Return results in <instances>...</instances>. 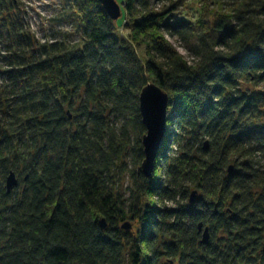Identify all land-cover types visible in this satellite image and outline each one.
Masks as SVG:
<instances>
[{
	"label": "trees",
	"instance_id": "1",
	"mask_svg": "<svg viewBox=\"0 0 264 264\" xmlns=\"http://www.w3.org/2000/svg\"><path fill=\"white\" fill-rule=\"evenodd\" d=\"M154 1L119 0L127 38L87 0L81 42L40 44L0 0V264H264V93L240 86L264 80V0L193 15ZM149 83L168 95L167 133L123 201L112 171L131 149L143 161Z\"/></svg>",
	"mask_w": 264,
	"mask_h": 264
},
{
	"label": "rangeland",
	"instance_id": "2",
	"mask_svg": "<svg viewBox=\"0 0 264 264\" xmlns=\"http://www.w3.org/2000/svg\"><path fill=\"white\" fill-rule=\"evenodd\" d=\"M17 12L25 24L31 30L34 40L41 43L63 42L67 44H77L81 42L84 28L81 16L86 12L87 0H16ZM97 1V0H96ZM119 5V0H115ZM154 1V0H153ZM207 0H156L152 5L154 11L160 10L163 6L176 5V10L182 14L193 15L205 5ZM98 4V1H97ZM213 7V5H209ZM206 8V5L204 6ZM123 11V7L121 6ZM120 9V11H121ZM121 11L120 17L114 21L115 36L117 38H127L131 31V24L125 21ZM169 43L181 53L187 60H192V56L187 50V45L176 38L165 36ZM2 46V45H0ZM135 51L142 62H145L144 45L140 46L132 42ZM241 89L246 91H258L264 93V80L257 86L241 83ZM261 115H264V107L261 108ZM115 118V121L112 120ZM110 121L114 125L120 123V118L111 116ZM264 121V118H262ZM138 137L135 131H131V138ZM141 164L136 165V156L132 149L125 154L122 160L112 171L113 184L122 193L123 201H127L132 192L130 175L132 172L141 171ZM188 199L185 204H188ZM126 203V202H125ZM130 203V202H129ZM128 204V203H127ZM120 229L135 233L140 228L139 224L131 221H124L119 225ZM259 264L261 263L260 260ZM264 262V260H263Z\"/></svg>",
	"mask_w": 264,
	"mask_h": 264
},
{
	"label": "water",
	"instance_id": "3",
	"mask_svg": "<svg viewBox=\"0 0 264 264\" xmlns=\"http://www.w3.org/2000/svg\"><path fill=\"white\" fill-rule=\"evenodd\" d=\"M107 16L115 21L120 17V6L115 0H97ZM167 105L168 95L155 85L149 83L143 87L139 94V112L141 122L145 127V134L141 143L143 148V161L141 163V173L144 177L150 178L153 173L155 162L158 159L162 140L167 133ZM206 146V143L204 144ZM232 166L228 168V172ZM17 181L13 173L6 179V191L9 192ZM197 198L196 191H192L189 196V203L193 204ZM102 228H106L103 219L99 220ZM198 231H201L202 224H198ZM208 228H204L201 235V244L208 241Z\"/></svg>",
	"mask_w": 264,
	"mask_h": 264
}]
</instances>
